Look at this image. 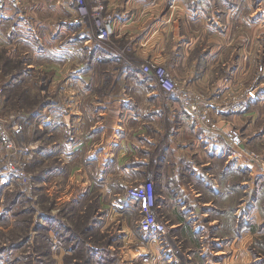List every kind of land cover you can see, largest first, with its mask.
I'll return each mask as SVG.
<instances>
[{
	"label": "rangeland",
	"instance_id": "374dc122",
	"mask_svg": "<svg viewBox=\"0 0 264 264\" xmlns=\"http://www.w3.org/2000/svg\"><path fill=\"white\" fill-rule=\"evenodd\" d=\"M117 2L118 6L107 7L106 0H83L81 7L85 4L91 12L89 26L73 22L79 17L80 5L76 4L74 10L64 0H26L19 6L24 9V21L7 8L0 11V163L7 159L5 135L13 140L17 156L25 161V174L20 179L0 185V264H264V139H259L264 133V120L257 119L253 131L239 123L225 130L218 122L220 116L243 114L260 101L259 91L254 90L261 81L262 34L259 25L252 27V34L244 27L264 23V0H251L250 5L249 0H168L167 51L176 49L168 54L167 63L158 56L138 55L133 36L118 27L127 26L118 21L128 19L125 9L129 0ZM233 5L237 8L231 9ZM143 16L141 26L150 17ZM105 18L112 21L114 31L89 51L85 40L95 37L96 24ZM47 23L51 28L60 23L65 27L86 26V35L78 37L77 54L83 72L90 71V76L84 73L88 79L70 70L69 74L55 76L52 64L37 69L31 65L36 56L46 58L54 53L60 57L58 46L43 36L42 28ZM11 30L15 36H23L14 37L15 58L5 49H11ZM182 33L187 35L185 39L196 41L188 48V59L198 60L194 75L186 78L171 68V61L181 57L177 53L182 51ZM213 34L221 42L231 38L234 43L221 49L224 57L218 59V68L203 76L206 69L200 67L209 53L204 40ZM41 35L46 46H40ZM64 36L68 38L67 32ZM244 43L248 44L245 49ZM107 50L116 54L117 63H106ZM248 59L253 72L245 80L243 69ZM6 60L10 62L5 64ZM152 63L157 70L171 74L173 88L159 80L156 70L146 69ZM131 70L136 77L121 80L120 75ZM135 86L157 89L155 113L161 120L142 134L147 138L137 135L144 140L146 158L131 157L123 166L143 163L144 174H102L93 162L91 168L73 172L74 164L94 159L96 136L103 131L104 124H100L108 120L113 101H119L123 114L131 103L145 101L144 91L139 90L131 99L130 88ZM177 106L191 120L225 137L255 168L250 175L251 168L239 163L238 155L228 162L229 167L236 164L238 174L232 181L234 191L221 198L225 209L215 207L219 202L212 190L209 166L208 174L205 170L202 176L195 171L185 172L187 175L159 173L172 133L168 114L171 116ZM16 125L19 133L15 132ZM228 171L223 168L221 173ZM150 181L154 183L153 197L164 233L154 227L146 229L141 201L132 194L134 187ZM181 181L187 187L192 183L196 193L200 189L199 196L186 197L188 191L181 188ZM168 183L173 188L170 199ZM232 183L225 185L226 194ZM168 203L176 204L173 214L179 220L168 222Z\"/></svg>",
	"mask_w": 264,
	"mask_h": 264
},
{
	"label": "crops",
	"instance_id": "0c3cea01",
	"mask_svg": "<svg viewBox=\"0 0 264 264\" xmlns=\"http://www.w3.org/2000/svg\"><path fill=\"white\" fill-rule=\"evenodd\" d=\"M26 1V0H25ZM28 1V0H27ZM107 7H111L114 5L118 6V0L116 1V4L114 3L115 0H106ZM145 0H129L127 4V9L125 13V17H128V19H121V24H126L127 26H118L120 27V31H124L128 33V36H133V39L135 40V49L138 53V55L141 56H152L156 57L158 56L161 61H164V63L170 62V59L168 58V54L171 55L172 52H174V48L172 47L167 51V44L166 41L168 40V0H150L148 3H145L146 5L143 6ZM124 2V1H123ZM251 0H249L250 5ZM125 3V2H124ZM134 4L137 6L134 8ZM123 5V4H122ZM75 6H72V9L75 10ZM232 8H237L235 5H233ZM8 11L11 10L16 15L20 17V20H23L21 18L25 17L24 15V9L21 7L16 6H9ZM116 9V7L114 8ZM250 11H253V8L249 7ZM116 11V10H115ZM28 15L32 11L28 8L27 11ZM131 13V16L129 15ZM143 15L150 16L148 17V21L146 25L141 26L140 22L141 19L144 18ZM158 15L161 17L157 18ZM130 17V18H129ZM133 17V18H131ZM137 17V19H136ZM24 21V20H23ZM46 23L45 21L43 24ZM42 24V25H43ZM27 25V23H25ZM29 25V24H28ZM27 25V26H28ZM254 25L258 26V30L261 32L262 36V46L264 45V23L260 24H246L244 28L247 27V29L250 31V33H253L252 27H255ZM67 27L63 26V23H60L58 27L51 28V25L48 23L45 24V27L42 28L43 36L49 39L52 42V45L58 46V49H60V57L59 60L54 56L53 53L51 56H47L46 58L40 56H36V58H32L33 62L31 65H35L34 68H45V66L52 64L51 66L55 68V72L53 73L55 76H59L60 74L64 75L70 71H79V73L83 74L82 76L85 77V79H88L85 74L90 76V71H84L83 72V65L80 68L81 63H78L79 61V55L77 54V48L78 47V37L86 35V29L84 26H81L79 28L77 26H71L66 25ZM186 27V26H185ZM188 28V25H187ZM186 28V29H187ZM197 30L198 27H195ZM205 29V28H204ZM41 29H39L40 31ZM14 30H11L10 34L12 40L9 42L8 46H11V49L8 50V54L10 57L15 58V52L16 50H12V45H16V40L14 37H23L21 36H15ZM185 31V28H184ZM205 31V30H204ZM245 31V30H244ZM67 32L68 38L63 37ZM187 32V31H186ZM41 33V31H40ZM79 33V36L78 34ZM89 33V31L87 32ZM247 33V31H246ZM90 34V33H89ZM74 35V36H72ZM91 35V34H90ZM116 36H119L116 33ZM180 39V46L182 48V51L180 50L179 54L181 57L178 58L177 62L171 61V68L173 69V72L177 74L180 77L186 78L190 77V75H194V72L196 71L195 64L197 65V61L188 59L189 58V49L194 47V44L196 43L193 38L185 39L187 35L185 33H182ZM189 36V35H188ZM252 36V35H251ZM92 36H90L88 39L85 40V45L89 47V51L96 47L98 43L93 42L90 40ZM217 34H213L212 37H209L208 39L204 40L206 45L205 48L209 50L208 55L205 57L204 60H202L203 65L200 67L201 70L206 69L205 73H212L213 70L217 67L218 68V59L223 56V50L234 43L231 38L225 39L223 42L220 41L219 38H217ZM27 41L29 38H26ZM42 44L40 46H46V41L42 38V35L40 37ZM64 39L68 41H64ZM184 39V41H183ZM192 40V41H191ZM64 41V42H63ZM184 42V44H183ZM191 42V43H190ZM15 43V44H14ZM224 43V44H223ZM253 44V40L251 41ZM61 46V47H60ZM244 49L248 46V44L244 43ZM224 47L223 50H221ZM189 48V49H188ZM176 49V48H175ZM86 50V49H85ZM108 51V50H107ZM234 51V50H233ZM231 51V52H233ZM230 52V54H231ZM246 52V51H245ZM225 53V52H224ZM248 53V52H247ZM104 57L108 59L106 63L108 64H115L117 63L118 57L115 53L112 51L105 52ZM248 57H252L251 54H246ZM231 56V55H230ZM261 56H262V67H261V81L259 83V86L254 90V92H258L260 94V101L257 104L250 105L248 108V111L239 114V115H232L229 117H222L220 116L218 119L219 124L222 126L223 129L227 130L229 129L232 124L239 123V124H246V127L251 131L254 130V127L258 123L257 119L264 120V47H262L261 50ZM23 57V56H22ZM18 57V59L22 58ZM227 57V56H226ZM230 58V57H228ZM31 60V61H32ZM247 60L246 65L244 66V73H243V79H247L250 75V73L253 72V69L250 65H248ZM29 59L27 60V62ZM193 62V63H192ZM238 62H241V57L239 58ZM201 63V64H202ZM24 64V63H23ZM49 67V68H52ZM72 69V70H71ZM79 69V70H78ZM35 71V70H34ZM71 72H68V74ZM85 73V74H84ZM34 72L30 76H32ZM80 74V75H81ZM121 76V80L125 77L127 79H132L136 77V73L134 71H129L127 74L124 73L123 76ZM206 77V76H205ZM57 78V77H56ZM144 86H135L130 88V96L131 99L134 97L133 95L136 93L137 90L144 91L143 98L145 101L143 102H137L135 105L126 106L125 113H122V105L119 103V101H113L110 106V115L108 116V120L104 121V123H101L100 125H103V131L99 134V137L96 136L95 140V156L94 159H90L87 161H84V163L74 164V167L72 169L73 172H76V170H79V172L84 171L85 169L91 168V162L95 164V167L97 168V171L99 169L100 173L107 174V175H113V174H124L126 172L136 174V175H142L144 174V165H141L143 163H138L133 166L126 167L124 164L127 160L131 157H137L139 160H142L146 158V147L144 146V140L147 138L146 136L142 135L145 134L150 126H155V124L161 120L158 118V114L155 113L156 109V100H158L157 97V89L156 88H148ZM134 90V91H133ZM81 91V89H80ZM153 96H156L152 98ZM118 98V97H117ZM147 98V99H146ZM151 98V99H150ZM135 99V98H133ZM149 99V100H148ZM148 100V101H147ZM121 105V107H120ZM177 106V110L173 113H171V116L168 114V119L170 120L169 128L172 129V133L168 135L169 138V144L166 152L163 153V161L159 165V173H162L166 171L169 175L172 174H179L183 173L187 175L188 173H192L195 171L197 175H205L208 174L209 168H211L212 176H213V188L214 190V197L217 199L218 205H215V207H219V209H225L226 203L223 201V198H227L230 195V192L235 189V183H232L233 179L237 176L238 171L236 164L231 165L230 167L227 166L228 162L231 161L232 158H235L236 155L239 156V163L244 164L246 166H249L251 168L250 175L254 172V167L249 161L248 157L243 153L241 150L233 149V147L230 145L228 140L219 135H215V133L212 131L207 130L205 127H203L199 122H196L195 120H191L188 117V114L185 112V110ZM107 109L108 106H107ZM143 112V113H141ZM134 113V114H133ZM114 119L112 121V124L109 122V119ZM107 118V117H106ZM64 117H61L60 120L62 121ZM106 122V123H105ZM262 123V122H261ZM264 123H262L263 125ZM161 125V124H160ZM142 131V132H138ZM143 136L142 138L137 137V135ZM264 139V133L259 137V139ZM88 157V156H87ZM88 159V158H87ZM168 166V167H167ZM132 168V169H129ZM229 169L228 172L221 173L222 169ZM205 170L207 171L205 173ZM168 171V172H167ZM178 172V173H177ZM188 172V173H185ZM227 173L226 176H224ZM240 175L242 173L239 172ZM246 173L245 175V182H246ZM209 178V177H208ZM202 180V179H201ZM164 183V182H163ZM162 183V186L164 188V185ZM181 188L188 191V194L186 197H194V194L199 196L200 189H197L198 193H196L195 186L191 183L189 184V187L186 186L185 183L182 181ZM200 184V182L198 181ZM231 187L234 184L233 189H229V193L226 194L224 191L225 185H230ZM202 185V184H201ZM228 185V186H229ZM168 186H171L168 183ZM170 189L172 190V186L168 187V199H170ZM205 190V193H210L209 189L203 188ZM174 191H172V196H174ZM178 198V195H176ZM221 198L223 200H221ZM183 199V198H182ZM223 201V204H222ZM209 202V201H207ZM206 202V203H207ZM176 204L168 203V222L169 221H177L179 219L176 218V215L173 214V209L175 208Z\"/></svg>",
	"mask_w": 264,
	"mask_h": 264
},
{
	"label": "built area",
	"instance_id": "2783aa9c",
	"mask_svg": "<svg viewBox=\"0 0 264 264\" xmlns=\"http://www.w3.org/2000/svg\"><path fill=\"white\" fill-rule=\"evenodd\" d=\"M67 2V5L76 6V4L79 6V17L75 18L73 22L76 23H83L84 25H91L90 22V15L91 12L88 10V8H85V4L81 7V4L83 3V0H64ZM25 3V0H0V11L2 9H6L9 6H22ZM85 8V9H84ZM99 16L96 15V18ZM86 27V26H85ZM96 35L95 37H91L90 40L93 42L97 41H103L110 37V35L113 33L114 28L112 26V21L109 18H105L103 21H98V24H96ZM157 66L153 63L146 67L147 70L154 69L157 71L159 80L168 88H173V82H172V76L168 71H161L156 69ZM15 132L19 133L20 129L19 126H15ZM4 142L5 146L8 150L7 153V159L2 163H0V185L7 183V182H13L16 179H20L21 175H24V171L22 170L23 164L25 163L24 159H20L17 156V149L16 145L14 144L13 140L9 138L7 135L4 136ZM154 183L153 181L150 182H144L140 185L134 187L132 190V194L134 197L139 199L141 201L143 211H144V217L142 222L145 223L146 229H151L154 227L157 232L164 233L165 232V226L164 224L159 220V216L156 211L155 201H154Z\"/></svg>",
	"mask_w": 264,
	"mask_h": 264
},
{
	"label": "trees",
	"instance_id": "16d2710c",
	"mask_svg": "<svg viewBox=\"0 0 264 264\" xmlns=\"http://www.w3.org/2000/svg\"><path fill=\"white\" fill-rule=\"evenodd\" d=\"M6 62H10V61L6 60V61H5V64H7Z\"/></svg>",
	"mask_w": 264,
	"mask_h": 264
}]
</instances>
